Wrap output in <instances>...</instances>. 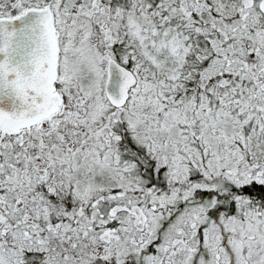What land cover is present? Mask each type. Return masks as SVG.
<instances>
[{
    "label": "snow or ice",
    "instance_id": "snow-or-ice-1",
    "mask_svg": "<svg viewBox=\"0 0 264 264\" xmlns=\"http://www.w3.org/2000/svg\"><path fill=\"white\" fill-rule=\"evenodd\" d=\"M0 264H264V0H0Z\"/></svg>",
    "mask_w": 264,
    "mask_h": 264
}]
</instances>
